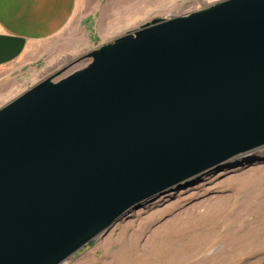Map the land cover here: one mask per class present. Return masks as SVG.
I'll use <instances>...</instances> for the list:
<instances>
[{
	"label": "water",
	"instance_id": "water-1",
	"mask_svg": "<svg viewBox=\"0 0 264 264\" xmlns=\"http://www.w3.org/2000/svg\"><path fill=\"white\" fill-rule=\"evenodd\" d=\"M85 58L0 108V264H63L264 148V0L155 19Z\"/></svg>",
	"mask_w": 264,
	"mask_h": 264
},
{
	"label": "rangeland",
	"instance_id": "rangeland-1",
	"mask_svg": "<svg viewBox=\"0 0 264 264\" xmlns=\"http://www.w3.org/2000/svg\"><path fill=\"white\" fill-rule=\"evenodd\" d=\"M219 1L114 0L115 15L105 16L114 31L96 28L94 15V38L83 30L52 40L35 62L2 72L0 108L63 68L61 77L83 69L88 53L147 22ZM63 264H264V148L129 210Z\"/></svg>",
	"mask_w": 264,
	"mask_h": 264
},
{
	"label": "crops",
	"instance_id": "crops-1",
	"mask_svg": "<svg viewBox=\"0 0 264 264\" xmlns=\"http://www.w3.org/2000/svg\"><path fill=\"white\" fill-rule=\"evenodd\" d=\"M94 15H99L96 28L116 29L105 18L115 15L114 0H0V74L21 62H35L52 40L75 39L83 30L86 40L94 38Z\"/></svg>",
	"mask_w": 264,
	"mask_h": 264
}]
</instances>
